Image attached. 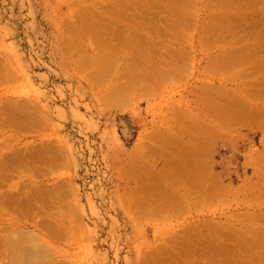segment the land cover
Instances as JSON below:
<instances>
[{
	"label": "rangeland",
	"instance_id": "obj_1",
	"mask_svg": "<svg viewBox=\"0 0 264 264\" xmlns=\"http://www.w3.org/2000/svg\"><path fill=\"white\" fill-rule=\"evenodd\" d=\"M157 1L0 0V70L4 73L0 80V103L28 102L29 111L43 120L27 130L10 126L8 130H15L17 134L10 146L13 150L50 146L65 161L43 173L26 170L21 188L28 190V178L36 185L47 184L52 188L65 183L69 193L65 201L74 209L70 223L77 228L70 238L40 239L37 245L41 246L38 249L43 248L41 254L34 252L37 247L30 245L33 243L29 237L25 240H29L28 246L33 249L27 246V241L22 244L23 240L20 243L16 240L20 251L31 253L36 259L30 262L33 257L26 258L28 261H24L29 264L46 261L47 264H144V258L148 259L151 254L160 263L169 262L160 250L173 247L174 237L181 235L183 229H190L198 221L224 220L230 212L260 209V204L240 208L219 205L188 214L160 216L144 211L141 205L142 186L149 180L144 176V161L158 142L144 140V133L153 132L159 125L177 123L172 111L181 106L186 95L188 99L193 98L189 90L201 86L200 83H207L208 89L223 86L220 79L223 73L208 60L224 53L223 56L231 57L233 67H245V73L231 80L248 83L244 87L246 99L264 108V86L259 93L260 87L254 86L262 74L257 70L264 69V0H226L223 4L216 0H196L186 7L182 18L171 17L164 9L156 11ZM177 1L166 5L180 10L186 2ZM236 7L241 8L238 14ZM185 19L186 26L182 23ZM205 24H212L213 36L208 35ZM144 36H149L153 43H144ZM124 37L132 43L137 38L139 47L121 44ZM110 42L113 47L100 46ZM170 42L187 50L183 59L193 58L191 62L182 59L188 73L182 82L177 85L172 81L173 86L169 82L166 90L152 97L137 92L123 111L104 107L102 93L114 82L115 69L128 72L133 66L132 71L144 74L149 65L136 64L137 56L142 55L144 60L146 53L164 52ZM144 46L152 49L156 46L157 51L144 50ZM115 53H119L118 63L112 59ZM198 69L201 75L197 78ZM100 73L104 76L101 79L97 77ZM231 84L225 88L232 91L236 84ZM209 117L201 120V125L204 122L221 125V118L212 116L210 120ZM167 118L171 123H166ZM203 126L197 128L202 134L206 132ZM233 126L228 136L213 144L210 166L216 180L237 189L245 182L256 184L258 181L254 153L264 148V131L243 122ZM135 146L140 151L130 162L127 155ZM154 156L155 170H159L163 162L160 156ZM260 206L264 210V204ZM8 218L0 220L1 229L21 222L15 223L18 231L16 228L11 233L13 238L21 233L19 230L39 233L34 230L38 223L36 217L12 215ZM44 248L51 254L47 255L46 251L44 254ZM0 251L3 263L8 257L3 254L4 247ZM25 253L21 255L26 256ZM182 259L186 257L181 255L176 260ZM17 261L20 264L22 259L19 257Z\"/></svg>",
	"mask_w": 264,
	"mask_h": 264
},
{
	"label": "bare ground",
	"instance_id": "obj_2",
	"mask_svg": "<svg viewBox=\"0 0 264 264\" xmlns=\"http://www.w3.org/2000/svg\"><path fill=\"white\" fill-rule=\"evenodd\" d=\"M176 1L158 0L155 9L156 11L164 9L169 12L171 17L179 18L180 16L182 18L186 14V7L191 5V2L196 3V0H179L180 2H186L180 10L167 7V3H177L178 1ZM216 1L220 2V4L226 2V0ZM240 9L236 7L235 13L238 14ZM224 15L227 16V14ZM234 20H237V17ZM185 21L186 19L182 23L186 26ZM167 22L170 25L173 24V22ZM236 24L239 23L236 22ZM204 26L208 35L213 36L214 29L212 24H205ZM148 37L144 36V43H153ZM184 37L185 35H182L183 39ZM174 42L176 43V41ZM174 42H170V45L164 47V50H166L164 52L159 50L157 53L149 52L146 53L147 55L144 54V60L142 55L139 58L137 56L136 64L144 62V64L149 65V69L144 71V74L143 72L139 73L140 71H132L135 68L133 66L128 72H120L115 69V73L113 72L114 82H111V86L107 85L106 90L102 93L104 107L108 110L123 111L129 106L130 98L137 96V92L141 95L152 97L156 93L166 90V84L169 87V82H171V86L174 85L173 83L177 84L178 82L179 84L180 81L182 82L181 79L187 73L186 64L185 66L183 65V60H187L186 58L183 59V56L187 54V50L185 52L182 46L174 45ZM120 43L134 48L139 47L137 38L132 43L128 38L124 37L120 40ZM100 46L109 48L113 47V43H102ZM148 47L144 46V50L150 51L151 49L153 51V49H156L155 51H157L156 46L153 49L152 46ZM198 52L196 53L198 54ZM223 54L219 53L212 60H208V63L213 64L217 70L223 73L220 76L222 83H224L223 86L208 89L207 83L204 85L200 83L201 86L189 90L191 92L189 95L193 96V98L188 99V95L185 94L186 96L182 100L181 106L172 111L175 112L174 121L177 123L170 126L159 125L161 127H157L158 129H154L153 132L144 133V140L145 138H150L158 141L156 146L151 148L148 160L144 161V176L149 180L145 181L142 186L144 200L141 205L144 207V211H149L148 213L165 216L169 213L172 215L188 214L192 210L212 209L219 205H235L236 208H240L264 204V148L254 153L258 159H256L254 168L258 178L256 184L245 182L237 189H232L230 185H223L222 182L216 180L211 170L213 144L219 138L228 136V131L232 130L234 123L243 122L251 127L261 128L264 131L263 105L260 108V106H257L258 103L255 105V103L252 104L251 100L250 103L246 99L247 95L244 94V87H247L248 83L231 80V77L238 78L242 73H245V67L244 69L242 67H233L234 64H232L231 57L228 55L223 56ZM113 55L115 57L112 58L113 61L120 62V59H118L119 53ZM192 59L187 61L191 62ZM215 61L217 65L214 63ZM132 62L133 59L129 64ZM198 70L196 73L197 78L201 75L200 69ZM257 72L258 74H264V69H258ZM2 73L0 70V80ZM261 75H259L260 78L254 81L256 82L254 86L260 87L257 89L258 93L261 92V88L264 86V77ZM97 77L103 78V73L98 74ZM231 83L236 84L232 91L229 88H227L228 90L225 88ZM138 88L139 91L137 90ZM207 116H210L209 118L212 116L221 118V125L217 126L214 123L206 122L203 123L204 126L201 125L203 122L201 120L207 119ZM166 120L167 123L169 118ZM42 121V118H38L32 113L31 109L29 111L28 102L0 103V133L1 135L4 134V136L0 135L2 137L0 139V220L3 218L9 219L8 216L12 215L30 217L31 219L36 217L38 223L34 230L41 234V236L39 233L36 234L34 232L28 234L26 232L29 230H19L22 234H15L14 239L11 233L17 228L15 227V223H18L17 221L13 222L14 224L12 223L10 228H0V248L4 247L3 254L8 257L5 258V261L9 259L8 262L4 261L6 264H11L15 258L16 260L13 261L17 263L19 261H17V258L19 257L22 259L20 264H29V262L24 261L26 258L32 260L33 256H31V253L26 252V254L18 249L19 246H17L16 240L19 243L23 240L24 243L22 244H25L28 239L32 240L33 244L30 243V245L35 246L36 244L37 247V249L34 247L37 251H33L41 254L43 248H40V250L38 247L41 246L37 245L40 239L70 238L77 229L72 222L70 223V220L72 221L73 219L71 217L74 209L65 201L69 195L65 183L58 184L52 188L47 184L36 185V182L28 178V185L30 184L28 190L25 191L21 188V181L24 180L26 170L43 173L45 170H50L57 165H63L65 162L50 146L15 150L10 146L14 137L17 136L15 130H8L10 126L14 125L16 129L27 130L38 126ZM201 126L206 128L204 134L197 129L201 128ZM175 128L176 130H173ZM2 149L4 150L3 153ZM139 151V146H135L131 150L129 155H127L130 162L134 160V156ZM154 154L157 157L160 156L159 160L163 162L159 170H155ZM148 168L152 170L149 171ZM3 187L5 188L4 190L1 189ZM260 205V209L254 212H230L227 216L225 215L224 220H214L213 218L209 221L196 222L190 229H183L181 235H178L180 237H174L175 245L169 250L165 249V247L161 248V255L169 258V262L160 263L159 260L157 261L158 258L152 257L153 254H151L149 256L151 260L145 257L144 264H152V262L155 264H264V210ZM5 230L6 236L3 235ZM27 237L29 238L25 240ZM28 247L33 249L32 246ZM15 250H18V253ZM45 251L47 253L44 248V254H46ZM13 252H16V256ZM49 252L47 255L51 254ZM21 253H25L26 256L31 254V258L21 255ZM17 255L20 256L17 257ZM181 255L186 257V259L177 262L176 259ZM21 256H24V258H21ZM205 258H208V260L204 261ZM34 259L33 257L30 262H36V259ZM26 261L28 260L26 259ZM4 262L1 263L0 261V264H4ZM15 262L13 264H16ZM35 264H38V262ZM41 264H47V261L45 263L41 262ZM48 264L50 263L48 262Z\"/></svg>",
	"mask_w": 264,
	"mask_h": 264
}]
</instances>
